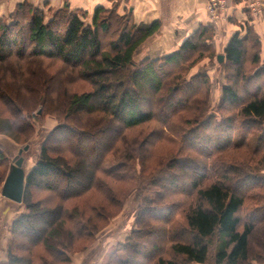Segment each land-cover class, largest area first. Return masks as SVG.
<instances>
[{"label": "trees", "instance_id": "1", "mask_svg": "<svg viewBox=\"0 0 264 264\" xmlns=\"http://www.w3.org/2000/svg\"><path fill=\"white\" fill-rule=\"evenodd\" d=\"M111 1L90 14L65 0L46 20L43 8L24 0L9 20L0 17V69L51 60L60 69L48 80L61 87L60 74L67 72L89 85L63 92L58 108L64 117L26 174V211L11 224L5 264H70V253L85 249L119 212L121 196L134 184L136 154L150 180L136 190V226L104 264H203L211 255L214 264H264L253 239L255 231L264 232L260 34L247 22L230 37L220 62L225 82L211 108L210 74L191 69L219 55L215 27L200 24L174 52L137 60L162 22H137L132 10L121 11L120 0ZM43 98L34 106L0 97V113L12 114L0 120V131L14 137L12 130L34 127L31 111L46 104ZM116 121L117 131L100 153L96 147L82 155L53 147L62 141L57 134L84 140L89 127ZM119 155L124 159L108 162ZM8 162L0 149V184Z\"/></svg>", "mask_w": 264, "mask_h": 264}, {"label": "rangeland", "instance_id": "2", "mask_svg": "<svg viewBox=\"0 0 264 264\" xmlns=\"http://www.w3.org/2000/svg\"><path fill=\"white\" fill-rule=\"evenodd\" d=\"M109 1L110 3L108 5L112 4V1ZM120 1L123 2L122 0ZM225 1V6L219 10L220 22L223 20H226V22L228 21V0ZM5 2L6 0H0V17L9 20V16L14 9L11 12H1V10H6L4 8ZM38 2L39 4H37V6L45 10L46 20H49L53 14L50 9L55 10L58 8L56 6V3L54 2V0H39ZM124 9H126V7ZM124 9H121V11L123 12ZM259 15H261V18H259V28L261 31H263L264 34L263 8H261ZM243 32L245 33V30ZM23 35L24 33L21 30L20 36L23 37ZM153 47L154 41L152 36L146 41V43H144L142 49L136 55V59L139 60L145 57L155 58L156 56H158L154 52L155 47ZM215 50H223V40L216 41ZM33 62L36 61L33 60ZM8 65L9 66H3V68L0 69V89L3 91L0 92V95H2L0 97H2L3 100H0L5 101L7 100V97L12 96L20 103L35 106V103L39 101L38 99L40 95L42 99H44L43 96L47 99L46 104L42 103L41 105L36 106L35 110L31 111V122L34 127L25 125V130H19L18 134H16V132L12 130V134L14 135V137L0 131V149H2L9 158L7 175L10 172L11 165L14 163V159L18 155H20L21 149H23L21 155L24 157L23 167L27 174L38 160L43 141L49 136L51 131L62 122L60 120L64 117V114L62 113V111H60V108H58V106L59 102L64 100V90L66 88L83 90L85 88H89V85L82 83L81 81H74L71 75L67 72H64V74H60L63 81L61 87L59 83L55 82L54 80H48L46 75L50 76L53 73H58V70L60 69V64L51 60L42 61L40 66L37 64L39 67L36 64L32 63L31 65H28V67L23 69L14 67V62H9ZM43 70L45 74H42ZM197 71L208 72L211 76L212 89L209 103L211 108H213L219 100L221 89L225 82L223 64L220 63L217 58H205L202 62L191 69V74L196 73ZM57 84L58 86H56ZM15 90L20 94L14 93L16 92ZM2 101L0 102V109L1 107L3 109V106L1 105V103H3ZM6 112L7 113H0L1 121L7 122L9 121V119H11L12 114L10 113V109H8ZM78 124L80 126L82 125L80 121H78ZM110 124L112 125H109L108 127L106 126V124H98L94 125V127H89L88 131L90 133H93H89V135L85 137L84 140L71 138L69 135L57 134V136L62 141L57 143V145H53V147H56V149L59 151L70 150V153L72 151H76L80 155H82V153H89L91 147H96L97 152L100 153L102 149L104 150L103 145H106V143L108 144L110 138L115 135L119 122L116 121ZM140 130L141 129L138 128L131 133H139ZM26 145H28V149L25 150L24 147ZM158 147L161 148L162 146L159 145ZM137 155L138 154H136V160L133 162L131 168V172L135 175V178L133 179L134 184L132 189H128L125 194L121 196L123 198V202L119 212L109 220L107 225L101 228L100 231L96 232L95 235L90 238L85 249L70 253V264H104L109 259L112 251L117 247V245L119 243L125 242L132 229L136 226L139 204L136 190L138 189V187H146L150 180L149 178H146L144 176L140 157L139 155ZM119 156L110 157L108 162L115 163L118 160L124 159L122 155ZM4 181L0 184V264H5L4 258L7 256L9 241L11 240V224L14 219L19 217L21 213L26 211V207L22 202L13 201L2 195L1 189ZM144 192L146 193L147 191ZM154 238L158 241L162 240L160 231H155ZM253 239L259 242L257 243V245L260 246V252L264 254V245L262 243L264 242V232H261L260 230L255 231ZM203 264H214L213 255H211L208 261Z\"/></svg>", "mask_w": 264, "mask_h": 264}, {"label": "crops", "instance_id": "3", "mask_svg": "<svg viewBox=\"0 0 264 264\" xmlns=\"http://www.w3.org/2000/svg\"><path fill=\"white\" fill-rule=\"evenodd\" d=\"M24 0H6L1 12H11L18 2ZM39 4V0H28ZM44 1V0H43ZM120 9L132 10L137 22L150 23L155 20L162 22L161 30L153 36L155 58L163 57L178 49L182 41L195 32L200 24H209L215 27L216 37L213 41L223 40V50H217V54L224 53L230 37L241 29V24L249 23L260 34L263 43L262 57L264 55V34L260 30L261 15L254 14L246 0H228L227 18L223 21L215 20L208 12L209 0H122ZM58 8L62 7L65 0H54ZM72 6L80 7L92 14L97 5H108L109 0H69ZM43 3V2H42ZM264 9V0H261ZM225 21V22H224ZM244 33V32H243ZM264 60V57H263ZM7 256L4 258L6 262ZM4 264V263H3Z\"/></svg>", "mask_w": 264, "mask_h": 264}, {"label": "water", "instance_id": "4", "mask_svg": "<svg viewBox=\"0 0 264 264\" xmlns=\"http://www.w3.org/2000/svg\"><path fill=\"white\" fill-rule=\"evenodd\" d=\"M219 62H223L225 59L224 54L217 56ZM28 149V145L24 147ZM23 149L20 150V155L14 159V163L11 165L9 174L7 175L1 192L2 195L16 202H22L23 192L25 187L26 172L23 167L24 157L21 155Z\"/></svg>", "mask_w": 264, "mask_h": 264}, {"label": "built area", "instance_id": "5", "mask_svg": "<svg viewBox=\"0 0 264 264\" xmlns=\"http://www.w3.org/2000/svg\"><path fill=\"white\" fill-rule=\"evenodd\" d=\"M225 2V0H209L208 12L217 21L220 20L219 10L225 6ZM246 3L254 14H259L262 8L261 0H246Z\"/></svg>", "mask_w": 264, "mask_h": 264}]
</instances>
